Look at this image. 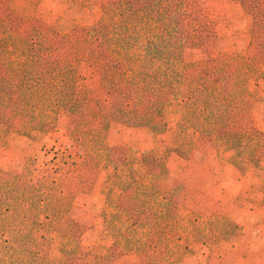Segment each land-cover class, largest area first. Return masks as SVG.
Segmentation results:
<instances>
[{
	"label": "rangeland",
	"instance_id": "obj_1",
	"mask_svg": "<svg viewBox=\"0 0 264 264\" xmlns=\"http://www.w3.org/2000/svg\"><path fill=\"white\" fill-rule=\"evenodd\" d=\"M109 1L12 0L9 7L11 21L23 18L27 29L51 39L50 47L66 51L81 29L106 19ZM193 2L197 30L178 45L184 63L205 62L202 79L196 72L190 78L216 94L194 86L195 101H188V81L177 84L162 132L112 122L106 143H81L61 109L52 131L2 137V179L30 160L48 163L56 179L72 178L62 188L72 200L68 215L49 227L50 254L37 241L33 253L2 248L0 237V264L48 256L63 264L68 253L79 255V244L105 264H264V0ZM222 57L238 72L226 77L230 69L215 86ZM105 69L98 60L82 63L79 91L97 92ZM75 258L67 264H79Z\"/></svg>",
	"mask_w": 264,
	"mask_h": 264
},
{
	"label": "trees",
	"instance_id": "obj_2",
	"mask_svg": "<svg viewBox=\"0 0 264 264\" xmlns=\"http://www.w3.org/2000/svg\"><path fill=\"white\" fill-rule=\"evenodd\" d=\"M11 1L0 0V141L9 133L30 137L52 131L61 109L69 113V132L81 143L93 142V138L94 143H106L105 131L112 122L162 132L167 127L168 97L177 84L188 81V101H195L194 86L204 93L212 91L199 81L205 62L184 63L183 48L178 45L189 41L190 33L197 30L199 13L193 0H110L103 4L106 19L81 29L78 43L66 51L50 47L51 39L27 29L23 18L19 24L11 21ZM141 41L145 45L138 51ZM222 59L212 74L215 86L230 69L233 72L226 77L238 72L226 57ZM96 60L106 67L99 88L95 93L80 92L79 67ZM192 72L199 82L190 78ZM54 176L48 163L36 167L30 160L10 180L0 177V218L4 219L0 237L6 245L2 248L33 253L36 245L46 243V254L51 253L49 227L68 215L72 200L62 189L72 178ZM33 241L37 242L31 247ZM76 252L81 258L68 253L63 264L71 257L79 264H105L81 244ZM49 258L34 264H55Z\"/></svg>",
	"mask_w": 264,
	"mask_h": 264
},
{
	"label": "crops",
	"instance_id": "obj_3",
	"mask_svg": "<svg viewBox=\"0 0 264 264\" xmlns=\"http://www.w3.org/2000/svg\"><path fill=\"white\" fill-rule=\"evenodd\" d=\"M249 259H251L250 257H249ZM254 260H256V259H254ZM256 261H254L253 262V264H257V263H255ZM258 262H260V261H258ZM238 264V263H237ZM246 264H250V262H246Z\"/></svg>",
	"mask_w": 264,
	"mask_h": 264
}]
</instances>
